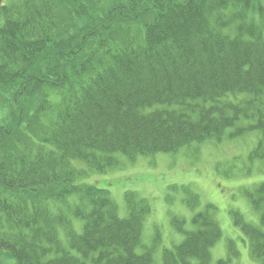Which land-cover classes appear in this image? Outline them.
<instances>
[{
  "label": "trees",
  "instance_id": "16d2710c",
  "mask_svg": "<svg viewBox=\"0 0 264 264\" xmlns=\"http://www.w3.org/2000/svg\"><path fill=\"white\" fill-rule=\"evenodd\" d=\"M261 3L0 4V94L11 113L0 117V264H151L161 240L158 231L149 246L141 240L149 199L125 190L121 214L108 189L80 180L255 130L249 159H263L264 23L252 16ZM28 121L35 134H25ZM169 186L166 200L179 195L192 214L188 225L170 215L180 237L161 246V264H211L216 207L196 210L189 185ZM250 188L258 223L229 214L264 264V180Z\"/></svg>",
  "mask_w": 264,
  "mask_h": 264
},
{
  "label": "rangeland",
  "instance_id": "374dc122",
  "mask_svg": "<svg viewBox=\"0 0 264 264\" xmlns=\"http://www.w3.org/2000/svg\"><path fill=\"white\" fill-rule=\"evenodd\" d=\"M10 1L0 0V4ZM121 4L118 3L119 6ZM88 5L90 8L95 6L94 2H89ZM260 7L261 13L257 11L252 16L255 22L263 20L264 23V0ZM38 106L39 104L34 103L33 111ZM6 107L8 106L5 99L0 94V117L6 115L1 121L11 116ZM23 128L26 135L37 132L32 121H28ZM15 136L17 138V135ZM20 137L18 134V138ZM258 138L259 133L255 130L233 138L224 136L218 142L206 141L199 146L198 154L193 152L195 147L192 146L174 154L139 158L131 164L123 160L104 174L90 173L80 181L108 189L121 214L125 207L123 200L125 190L138 191L140 195L149 199L152 212L143 222L141 240L149 246L153 243L157 231L161 240L155 254L152 255L151 264H161V246H168L170 240L180 237L171 229L170 215L186 216L188 225L192 214L179 199V195H172L171 202L166 200V195L173 192L169 189L170 184L189 185L199 199L196 210L202 209L208 203L216 207V217L222 236L211 248V264H218L221 261L222 264H260L249 256L246 242L243 243L244 237L239 228L232 224L229 214L230 210H238L252 224L256 225L259 221L258 214L251 209L244 194V190L251 189L250 187L264 180V158L254 161L249 159ZM7 147L9 149L12 145L8 144ZM76 164L83 166L79 161H76ZM230 243L233 244V249ZM229 249L238 251V254L233 256ZM227 259L230 261L225 263ZM5 263H8L7 259Z\"/></svg>",
  "mask_w": 264,
  "mask_h": 264
}]
</instances>
